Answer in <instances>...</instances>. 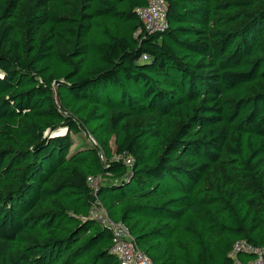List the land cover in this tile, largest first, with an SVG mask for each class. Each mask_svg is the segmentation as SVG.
I'll return each instance as SVG.
<instances>
[{
  "label": "trees",
  "instance_id": "trees-1",
  "mask_svg": "<svg viewBox=\"0 0 264 264\" xmlns=\"http://www.w3.org/2000/svg\"><path fill=\"white\" fill-rule=\"evenodd\" d=\"M166 2L0 0V264H122L97 201L154 264L264 249V0Z\"/></svg>",
  "mask_w": 264,
  "mask_h": 264
},
{
  "label": "built area",
  "instance_id": "built-area-1",
  "mask_svg": "<svg viewBox=\"0 0 264 264\" xmlns=\"http://www.w3.org/2000/svg\"><path fill=\"white\" fill-rule=\"evenodd\" d=\"M147 1L148 5L146 7L137 9V14L144 26L146 36L164 34L169 28L167 18L168 5L166 0ZM141 35L142 32H139L137 37ZM148 61L149 57L146 55L141 59V62ZM123 161L128 169H130L134 163L133 159L130 157L124 158ZM108 182L109 180L104 177H89L87 181L89 187L95 194ZM89 219L99 223L102 227L112 232L113 245L111 252L122 264H154L152 260L136 246L129 229L123 223L112 221L99 201L95 202L93 205ZM241 254H248L254 257V260L249 264H264V249L254 247L246 241L237 242L230 257L236 264H241L239 261V255Z\"/></svg>",
  "mask_w": 264,
  "mask_h": 264
},
{
  "label": "rangeland",
  "instance_id": "rangeland-1",
  "mask_svg": "<svg viewBox=\"0 0 264 264\" xmlns=\"http://www.w3.org/2000/svg\"><path fill=\"white\" fill-rule=\"evenodd\" d=\"M75 139V144H76V148H84V147H88L91 148L92 144L94 143L92 137H90L88 134H81L77 137H74ZM113 148H115L114 144H113ZM116 160L118 161L119 158L116 157Z\"/></svg>",
  "mask_w": 264,
  "mask_h": 264
}]
</instances>
